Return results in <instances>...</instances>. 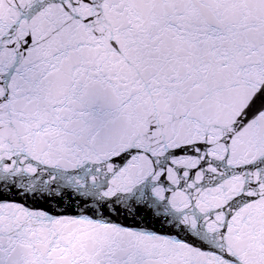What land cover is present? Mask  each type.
<instances>
[{"label":"snow or ice","instance_id":"obj_1","mask_svg":"<svg viewBox=\"0 0 264 264\" xmlns=\"http://www.w3.org/2000/svg\"><path fill=\"white\" fill-rule=\"evenodd\" d=\"M0 264H264V0H0Z\"/></svg>","mask_w":264,"mask_h":264}]
</instances>
